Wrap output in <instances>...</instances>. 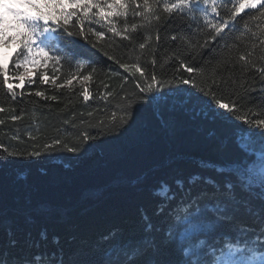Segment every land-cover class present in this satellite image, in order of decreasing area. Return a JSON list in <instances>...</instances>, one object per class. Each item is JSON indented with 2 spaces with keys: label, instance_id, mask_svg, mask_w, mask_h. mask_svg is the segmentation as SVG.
<instances>
[{
  "label": "trees",
  "instance_id": "1",
  "mask_svg": "<svg viewBox=\"0 0 264 264\" xmlns=\"http://www.w3.org/2000/svg\"><path fill=\"white\" fill-rule=\"evenodd\" d=\"M120 2L126 8L105 10L109 19L100 22L103 28L85 21V34L96 48L81 39L86 46L75 51L98 63L85 65L71 84L66 82L70 69L63 60L57 71L52 61L45 64L38 59L39 71L21 82L15 61L10 66L2 65L17 92L12 100L7 85L0 83V107L4 108L0 111V156L5 157L0 163V244L10 256L31 259L38 252L62 249L67 260L77 249L89 248L113 229H120L125 238L142 234L140 209L150 215L154 212L159 198H153L151 189L160 181L173 184L177 178L186 180L193 173L214 175L202 169L200 162L224 164L239 153L236 129L250 127L243 120L233 123L222 116H197L184 108L168 111L164 107L157 113L153 107L137 103L143 95L137 85L145 86L155 74L157 81L175 80L176 86L190 91L196 90L194 83L222 102H238V96L243 95L242 85L258 88L264 76L259 71L264 68V17H246L247 28L241 25V32L235 34L229 47L205 55L210 49L200 47L201 37L206 38L211 28L203 27L201 14L165 12V0H149L153 12L143 8V0ZM137 3L141 7L137 8ZM134 11L143 15H134ZM245 11L258 13V9ZM125 12L127 15H122ZM90 23L104 33L103 39L88 30ZM110 24L130 39L113 37L107 31ZM69 27L79 31L75 18ZM19 31L23 32V27ZM13 37L18 54L22 51L21 37L15 30ZM141 42L145 43L144 49L138 47ZM128 43L131 48L124 47ZM192 53L196 56L190 61ZM241 55L245 60L239 59ZM181 60L187 66L202 63V71L188 73ZM121 64H127L129 70ZM41 72L47 73L49 83H40ZM85 76L90 79L83 82ZM53 79L56 85L64 86L55 87ZM182 79H190L191 83L184 85L179 82ZM36 91L56 99L37 97ZM84 94L90 97L87 101ZM126 110L134 114L124 124L122 114ZM237 114L246 115L242 109ZM14 116L20 118L14 120ZM97 132L101 133L98 137L85 141V134L91 137ZM55 140L61 142L55 149L57 158L29 157L31 151L46 153L49 150L45 146ZM68 148L77 151L70 153ZM141 176L147 179L137 183ZM8 229L15 234V247L8 244ZM42 232L46 240L41 239ZM54 237L59 239L58 244L53 242ZM28 241L38 242L39 247H29Z\"/></svg>",
  "mask_w": 264,
  "mask_h": 264
},
{
  "label": "snow or ice",
  "instance_id": "2",
  "mask_svg": "<svg viewBox=\"0 0 264 264\" xmlns=\"http://www.w3.org/2000/svg\"><path fill=\"white\" fill-rule=\"evenodd\" d=\"M23 2L35 12V15L16 10L5 0H0V43L10 44L14 37L5 40L7 31H17L21 37L22 51L15 57V67L19 68L21 64H34L38 59H42L45 64L49 60L52 61L53 67L58 71L63 60L70 69L66 79L68 84L78 77L85 65L98 63L75 51L76 48L86 46L81 44V39L91 44L92 48H96V44L85 34V21L100 24L101 21L109 19L104 15L105 10L126 8V4L120 0H103V3L101 0H23ZM226 5L227 10H224ZM136 7L139 8L141 5L137 3ZM143 8L153 12L149 0H143ZM93 9L96 10L95 13ZM246 9H258V13L246 12ZM163 10L168 13L176 10L185 16L201 14L203 27L210 26L211 31L207 33L206 38L201 37L203 44L200 47H209L210 52L205 54L209 55L233 43L235 34L241 32V25L247 28V24H244L246 17L251 19H256L257 15L264 17V0H222L221 3L217 0H171L170 3L165 0ZM9 13L15 18V28L6 27L8 25L6 17ZM133 14L143 15L142 12L135 11ZM122 15L126 16L127 13ZM73 18L77 22L78 32L70 30ZM21 26L23 32L19 31ZM100 27L103 28L104 25L100 24ZM126 27L125 24V29ZM88 30L98 39H103L104 33L94 29L91 23ZM107 31L112 33L113 37L130 39L127 35H121L114 25L110 24ZM171 39L175 41L176 35ZM124 47L131 48L132 45L128 43ZM138 47L144 49L145 43H139ZM195 56L196 53H192L190 61L194 60ZM108 59L111 60L113 57L109 56ZM239 59L243 61L245 56L241 55ZM151 63L155 65V59ZM181 66L190 74L202 71L203 67L202 63L187 66L183 60ZM120 67L125 71L129 70L127 64H121ZM259 71L264 73V68ZM8 75L7 69L0 65V77H3L0 83L7 85L6 90L11 94L10 98L15 100L17 92L12 87ZM141 75L143 76V73ZM40 77V83H49L47 73L41 72ZM84 79H90V76H85ZM150 81L143 87L137 85L139 91L143 93L137 101L141 106L153 107L157 113L164 107L168 111L184 108L185 111L194 112L197 116H222L233 123L236 120H243L244 124L249 125L248 129L239 127L236 129L235 144L239 153L235 158L224 164L201 161L200 167L214 172V175L193 173L186 180L177 178L173 184L160 181L158 186L151 189L153 198H159L154 212L150 215L146 209H140L142 234L125 238L120 229H113L99 237L89 248L77 249L67 260L62 249L56 252H38L28 259L27 256H10L6 248L0 244V264H223L219 253H227L230 257L228 264H264V76L258 88L254 84L242 85L243 95L238 96V102L237 99L222 102L204 88H196L194 83L192 87L196 90L190 91L176 86L175 80L157 81L155 74L150 76ZM179 82L184 85L191 83L190 79H182ZM51 83L57 88L64 86L63 83L56 85L55 79ZM165 88L167 91H164ZM35 96L56 99L55 96L46 97L43 91H36ZM89 98L84 94L85 101ZM253 108L257 109V112H253ZM238 109H242L246 115H238ZM0 111H4V108L0 107ZM133 114L131 110H126L122 114V122L127 124ZM253 116L256 118L252 119ZM19 118L13 117L14 120ZM253 127L255 131L251 130ZM100 134L97 132L91 137L85 134L84 139L85 141L89 138L95 139ZM60 143L59 140H55L45 146L49 150L46 153L31 151L28 155L57 158L55 149ZM67 151L75 153L77 150L68 148ZM3 162L5 157L0 156V163ZM146 179L141 176L137 183H144ZM7 236L9 246L15 247L17 240L11 229L7 230ZM41 239H47L46 233H41ZM53 242L58 244L59 239L54 237ZM28 246L39 247V243L28 241Z\"/></svg>",
  "mask_w": 264,
  "mask_h": 264
},
{
  "label": "rangeland",
  "instance_id": "3",
  "mask_svg": "<svg viewBox=\"0 0 264 264\" xmlns=\"http://www.w3.org/2000/svg\"><path fill=\"white\" fill-rule=\"evenodd\" d=\"M5 2L8 3L11 7H13L16 10L30 12L33 15H35V13L31 10V8H29L26 4H24L23 0H5ZM12 18H14V17L11 15V13L7 14V17H6L7 21L9 19H12ZM9 26L10 25L8 23V25H6V27H9ZM8 36H9V32L7 31L5 39ZM0 47L1 48H7L9 50L8 53H7V50H2L3 51L2 53L5 56L8 55V57L7 58L6 57L0 58V63L4 64V65H9L11 63V59L14 58V55H15L17 48L14 45H7L5 43H0ZM19 69H20V72L18 74L17 79L21 82L26 78H30V77L35 76L39 70V64L37 63V61L34 64H21ZM82 81L86 82L87 80L84 79ZM19 86H22V83L19 84ZM229 259H230V257L228 255H226L225 258L222 260L223 264H228Z\"/></svg>",
  "mask_w": 264,
  "mask_h": 264
},
{
  "label": "bare ground",
  "instance_id": "4",
  "mask_svg": "<svg viewBox=\"0 0 264 264\" xmlns=\"http://www.w3.org/2000/svg\"><path fill=\"white\" fill-rule=\"evenodd\" d=\"M5 56V55H4Z\"/></svg>",
  "mask_w": 264,
  "mask_h": 264
}]
</instances>
